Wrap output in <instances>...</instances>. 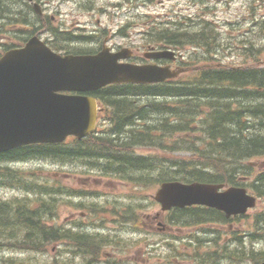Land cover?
Returning <instances> with one entry per match:
<instances>
[{
	"label": "rangeland",
	"instance_id": "obj_1",
	"mask_svg": "<svg viewBox=\"0 0 264 264\" xmlns=\"http://www.w3.org/2000/svg\"><path fill=\"white\" fill-rule=\"evenodd\" d=\"M77 1L45 0L39 3L35 0L33 3L30 0H12L11 5L8 1L0 3L12 9V12L0 11V46L20 45L32 33H37L33 36L38 35L53 50L66 53L95 51L104 38H108L115 49L129 45L135 48L141 47L142 37H146L151 28H165L166 24L177 26V22L180 27L186 21L189 22L186 26H190V22L205 20L212 28L211 42L215 39L221 43L219 61L238 66H264V0H208L203 3L188 0H98L92 5L93 11L88 3L78 4ZM112 4H118L117 8ZM41 10L44 16L38 13H42ZM87 12H91L92 18L91 23L84 27L82 22L88 20ZM91 26L94 30H89ZM52 27L58 31L55 35ZM35 28H38L36 32ZM199 28L200 24L190 26L187 33L194 34ZM65 33L69 39L64 40ZM238 37V45L228 43L235 42ZM186 47L189 52L194 49ZM200 52L201 49L196 52V58ZM176 99L173 97L169 104H176ZM130 100L138 105L148 100L164 101L154 96H130ZM237 100L242 101L241 97L235 98L234 102ZM225 103L232 104L227 110L234 108L233 98L219 102L220 105ZM169 115L152 112L137 126L141 130L143 123L159 125L162 118H173ZM131 134L133 132L124 131L121 138L128 140ZM178 135H169L165 144L171 143ZM194 136L198 137L171 147L172 150L130 144L131 155L148 157L151 162L150 167L129 168L127 176L112 169L116 163L90 153L61 157L32 155L22 160L0 162V166L17 175L14 184L0 180V202L27 197L30 205L36 203L43 209L51 207L44 216V221L49 224L47 228L54 226L62 231L70 229L97 236L87 241L90 246L62 240L34 247L39 243L33 238L38 233L21 227L20 230L15 229L17 239L23 240L29 233L31 240L16 247H1L0 264H87L93 251L91 243L102 244L95 264H197L207 254H215V264H260L264 259V238L249 241L245 235L252 231L259 210L264 209V199H258L256 207L249 210L245 218L227 224L207 222L195 225H190L193 222L188 220L184 221L185 225L175 223L177 220L169 221L168 213L162 211L160 204L153 199L159 183L175 174L170 167L171 161L175 165L176 161L189 158L196 150L204 148L206 151L205 143L200 142L203 130L201 134L191 135ZM82 148L91 153L92 150L100 151L91 144H84ZM240 164L246 166L251 163L249 159H241ZM231 165L226 163V166ZM255 168V173L264 172V158L257 159ZM132 179H140L143 184L131 183ZM41 189L58 190L59 193H43ZM156 217L167 224L166 231L159 229ZM263 224L261 222L260 226ZM234 248L237 251L230 250ZM250 251L259 253L253 254L251 257L254 259H251L247 257Z\"/></svg>",
	"mask_w": 264,
	"mask_h": 264
},
{
	"label": "trees",
	"instance_id": "obj_2",
	"mask_svg": "<svg viewBox=\"0 0 264 264\" xmlns=\"http://www.w3.org/2000/svg\"><path fill=\"white\" fill-rule=\"evenodd\" d=\"M4 1H8L11 5L12 0H1L0 3ZM4 9L12 12L10 6L6 8L5 4H1L0 11L4 12ZM170 27L166 24L165 28H160L154 37L157 40L170 43L172 39L176 41V39L185 36V33L179 34L170 30ZM197 38H203V33L196 35L195 39ZM208 72L210 73L207 74L208 77L205 80L196 82V85L193 86L186 83L179 85L170 83L155 85L114 84L98 90L94 94L105 106L111 108V119L117 133L123 131V127L133 124L136 119L142 120L147 117L151 111L170 113L169 116L173 118L168 117V119L162 118L160 120L161 129L158 124H149L143 130L133 133L134 137L131 139L141 141L142 144L162 145L163 149H169L197 138L198 136L191 137V135H195L197 132L201 134V130H203L204 136L200 142L205 143L206 151L204 148L200 151L196 150L189 158L177 162L179 179L184 181L189 179L228 181L232 183L236 179L234 173L237 171V167L234 165L226 166V163H229L227 162L229 157L237 160L241 157L264 154V69L232 68ZM250 85L255 87L250 89ZM130 96H154L157 98L169 96L177 97V101L174 106L166 101L157 102L154 100H148L138 105L130 100ZM237 97H241L242 101L234 102ZM243 97L248 100V103L244 102ZM228 98H233V103H235L231 110H227L232 105L231 103L219 104L221 100L224 101ZM205 110L207 112H204ZM202 113L203 117L197 118V115ZM171 120L175 123H172ZM176 132L179 134L177 139L166 146L165 139ZM96 139L95 144L106 147L108 150L111 149V151L106 150L108 152L105 155L111 158L121 169L124 168L121 166H125L127 163L132 165L138 161V164H143L145 161L142 158L137 160L136 158H128L125 154L127 150L124 149L128 146L126 142H121L120 138L101 137ZM195 147L199 149L198 145ZM86 153L89 152L78 150L75 153L74 150L67 149L62 145L28 146L1 152L0 162L22 160L31 155L48 154L61 157ZM16 179L15 173L11 174L7 167L0 166V180L14 184L17 182ZM32 188L34 189V187ZM255 188L261 190L262 187L255 185ZM13 206L17 207L11 213ZM179 212L180 219L183 216H195L199 213L196 210L187 209L179 210ZM45 213L46 210L43 212L31 210L23 204L10 205L0 202V246L5 239L4 231L6 230L9 237L12 238L10 231L16 223L30 225V229L35 230L39 236L48 240H60L64 237L71 238L74 236L68 230L66 231L67 234H63L53 227L47 229L42 220ZM10 214H14L15 218V223L12 226L7 216ZM27 235L29 236V233ZM215 257V254H207L197 264H207V262L215 264ZM87 264H92V262Z\"/></svg>",
	"mask_w": 264,
	"mask_h": 264
},
{
	"label": "water",
	"instance_id": "obj_3",
	"mask_svg": "<svg viewBox=\"0 0 264 264\" xmlns=\"http://www.w3.org/2000/svg\"><path fill=\"white\" fill-rule=\"evenodd\" d=\"M169 54L159 52L160 56ZM127 51L61 56L36 36L24 47L11 49L0 58V152L30 142L78 138L93 129L95 99L65 95L63 90L88 91L112 82H158L176 75L168 67L119 62ZM218 186L164 182L155 198L162 208L201 203L224 209L227 216L243 213L254 204L244 188L224 192ZM264 264V263H263Z\"/></svg>",
	"mask_w": 264,
	"mask_h": 264
},
{
	"label": "flooded vegetation",
	"instance_id": "obj_4",
	"mask_svg": "<svg viewBox=\"0 0 264 264\" xmlns=\"http://www.w3.org/2000/svg\"><path fill=\"white\" fill-rule=\"evenodd\" d=\"M40 2H43V1H45V0H39ZM179 62H181V61H178V60H175L173 63L174 64H178Z\"/></svg>",
	"mask_w": 264,
	"mask_h": 264
},
{
	"label": "bare ground",
	"instance_id": "obj_5",
	"mask_svg": "<svg viewBox=\"0 0 264 264\" xmlns=\"http://www.w3.org/2000/svg\"><path fill=\"white\" fill-rule=\"evenodd\" d=\"M6 35V34H5ZM6 37V36H5ZM237 123V122H236ZM87 175H89V174H87ZM86 227V226H85Z\"/></svg>",
	"mask_w": 264,
	"mask_h": 264
}]
</instances>
